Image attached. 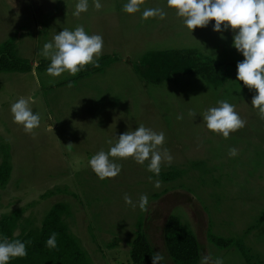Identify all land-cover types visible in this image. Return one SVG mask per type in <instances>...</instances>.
<instances>
[{"label": "rangeland", "instance_id": "obj_1", "mask_svg": "<svg viewBox=\"0 0 264 264\" xmlns=\"http://www.w3.org/2000/svg\"><path fill=\"white\" fill-rule=\"evenodd\" d=\"M78 2L0 0V41L14 39L16 53L31 64L29 71H0V145L8 148L11 165L0 187V214L17 209L22 224H38L51 203L63 201L68 206L64 221L90 264H131L127 250L140 219L153 252L165 257L162 264H174L162 239L164 219L174 213L196 236L197 264L204 255L222 258L223 264H248L235 246L213 245L207 230L237 237L251 261L264 264V119L251 105L256 90L237 81V63L244 57L233 46L235 33L213 31L215 21L191 32L167 0H145L135 14L123 11L128 0H100V10L88 0V10L75 16ZM156 7L167 13L165 19H141L146 8ZM78 25L89 35H102V54L112 57L107 64L74 78L68 72L54 77L35 66L48 59L41 55L45 43ZM189 47L207 55L209 66L223 77L211 83L197 72H181L153 80L133 68L147 50ZM20 97H30L29 106L41 117L31 133L13 121L10 107ZM219 100L235 105L247 122L228 138L203 121V113ZM140 124L165 133L162 147L173 160L162 163L161 170L174 167L180 174L163 180L147 170L149 161L110 158L122 170L100 180L88 161ZM232 148L236 156L229 155ZM77 158L80 170L74 171ZM125 194L135 208L125 203ZM142 194L148 197L146 211L138 206Z\"/></svg>", "mask_w": 264, "mask_h": 264}, {"label": "clouds", "instance_id": "obj_2", "mask_svg": "<svg viewBox=\"0 0 264 264\" xmlns=\"http://www.w3.org/2000/svg\"><path fill=\"white\" fill-rule=\"evenodd\" d=\"M93 3L96 10L102 8L100 0H93ZM144 3L145 0H128L123 5V11L135 14L140 11ZM167 6L176 10V15L183 18L184 25L191 32L197 27H207L210 21H215L213 27L215 32L219 33L231 28L235 33L233 46L244 57L243 61L237 63V81H242L249 89L256 90L257 94L253 96L251 105L258 110L260 118L264 119V0H167ZM87 10L88 0H79L73 14L79 16ZM166 15L163 8H146L142 12L141 19L163 20ZM103 44L102 35H89L82 25H78L74 30L63 29L53 37V41L43 45L41 55L50 60L47 74L59 77L62 73L68 72L75 76L89 64L99 67L98 58L102 55ZM30 100V97L27 99L20 97L10 107L14 123L22 125L26 133L38 128L41 122L40 114H34L29 106ZM34 102L32 100V103ZM217 104L218 106L210 107L203 113V121L208 130L228 138L230 133L245 127L247 122L236 112L235 105L227 100H219ZM189 115L196 114L190 111ZM177 119H183V116H178ZM49 130L53 128L50 126ZM165 139L163 131L156 132L140 124L134 131L121 134L115 145L107 152L102 149L94 154L88 164L100 180L115 178L122 170V165L110 158H132L141 165L149 161L147 170L159 176L161 164L164 162L171 164L173 160L169 150L162 147ZM111 143L109 141V144ZM66 146L71 150V143ZM229 155L236 156L237 150L230 149ZM76 165L74 171H79L78 158ZM154 186L161 187V182L155 181ZM124 201L133 208L137 206L127 194L124 196ZM147 205L148 197L142 194L138 206L142 211H146ZM57 235L53 232L47 239L48 248L57 247ZM27 243L30 241L0 238V264H8L13 258L27 256ZM151 259L152 264H162L165 257L161 252L156 251ZM200 264H223V259L213 260L210 255H204Z\"/></svg>", "mask_w": 264, "mask_h": 264}, {"label": "trees", "instance_id": "obj_3", "mask_svg": "<svg viewBox=\"0 0 264 264\" xmlns=\"http://www.w3.org/2000/svg\"><path fill=\"white\" fill-rule=\"evenodd\" d=\"M14 44V39L9 37L0 41V71H29L31 69L30 62L27 58L16 53ZM111 59L110 55L102 54L98 58L99 67L89 64L71 78L96 72ZM49 64V59L44 63L39 60L35 66L47 68ZM209 64L212 65L210 58L200 54L193 47L167 48L145 51L133 63V68L144 78L148 77L153 80H165L181 72H197L207 82L215 83L217 78L223 77V75H216V68L210 67ZM10 169L8 148L0 145V187L6 183ZM152 174L167 180L179 175L180 170L170 167L161 170L159 176ZM67 214L68 206L63 201L51 203L38 224H31L28 221L22 224L19 221L20 211L17 209L1 213L0 238L7 237L9 240L18 239L22 242L30 241L26 244L27 256L13 258L8 264H90L87 252L80 245L77 237L69 231L64 221V216ZM261 218L262 214L257 221H260ZM16 227H18L17 231ZM53 232L58 234L57 247L50 249L46 246V241ZM206 237L218 247L235 246L243 254L248 264H255L237 237L218 235L210 230H207ZM162 239L165 251L174 264L198 263L199 244L196 236L190 228L181 223L177 214L168 213L166 215L162 226ZM153 253L152 246L141 229V220L138 219L135 222L134 234L129 242L128 259L131 264H152Z\"/></svg>", "mask_w": 264, "mask_h": 264}]
</instances>
